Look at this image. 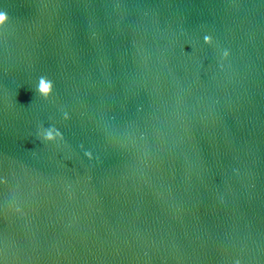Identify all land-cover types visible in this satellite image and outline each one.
<instances>
[{
  "label": "water",
  "instance_id": "95a60500",
  "mask_svg": "<svg viewBox=\"0 0 264 264\" xmlns=\"http://www.w3.org/2000/svg\"><path fill=\"white\" fill-rule=\"evenodd\" d=\"M0 11V264H264V142L163 0Z\"/></svg>",
  "mask_w": 264,
  "mask_h": 264
},
{
  "label": "clouds",
  "instance_id": "9594fccd",
  "mask_svg": "<svg viewBox=\"0 0 264 264\" xmlns=\"http://www.w3.org/2000/svg\"><path fill=\"white\" fill-rule=\"evenodd\" d=\"M9 17L6 11H0V28H2L3 26L6 25V23L8 22ZM204 42L206 44L211 45L213 43L211 36H205L204 37ZM229 55V53L227 51L224 52V56L227 57ZM53 88H54V84L51 80H49L47 77H41L39 78V82H38V88H37V92L39 93L40 96H42L43 98L47 99L53 92ZM64 119L67 120L69 119V116L67 113H65L64 115ZM42 138L46 141H55L57 138L59 139H63V135L62 133L57 130L55 127H50L48 129H45L42 133ZM86 155H89L90 157V153H86ZM237 264H239V262H237Z\"/></svg>",
  "mask_w": 264,
  "mask_h": 264
}]
</instances>
